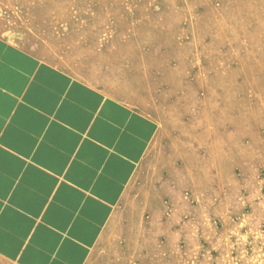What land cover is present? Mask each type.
Listing matches in <instances>:
<instances>
[{
    "label": "rangeland",
    "instance_id": "obj_1",
    "mask_svg": "<svg viewBox=\"0 0 264 264\" xmlns=\"http://www.w3.org/2000/svg\"><path fill=\"white\" fill-rule=\"evenodd\" d=\"M0 12L41 57L78 34L156 55L162 130L91 264H264V0H0Z\"/></svg>",
    "mask_w": 264,
    "mask_h": 264
},
{
    "label": "crops",
    "instance_id": "obj_2",
    "mask_svg": "<svg viewBox=\"0 0 264 264\" xmlns=\"http://www.w3.org/2000/svg\"><path fill=\"white\" fill-rule=\"evenodd\" d=\"M5 21L0 264H91L162 130L150 111L164 88L156 55L122 34L88 49L78 34L41 57Z\"/></svg>",
    "mask_w": 264,
    "mask_h": 264
}]
</instances>
